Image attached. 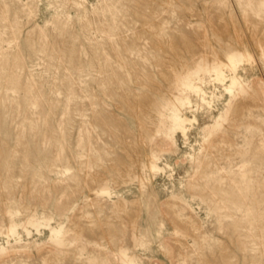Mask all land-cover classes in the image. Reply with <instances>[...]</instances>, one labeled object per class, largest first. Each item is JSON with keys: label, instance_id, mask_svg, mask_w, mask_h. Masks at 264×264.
Instances as JSON below:
<instances>
[{"label": "rangeland", "instance_id": "rangeland-1", "mask_svg": "<svg viewBox=\"0 0 264 264\" xmlns=\"http://www.w3.org/2000/svg\"><path fill=\"white\" fill-rule=\"evenodd\" d=\"M263 52L264 0H0V264H264Z\"/></svg>", "mask_w": 264, "mask_h": 264}, {"label": "bare ground", "instance_id": "bare-ground-1", "mask_svg": "<svg viewBox=\"0 0 264 264\" xmlns=\"http://www.w3.org/2000/svg\"><path fill=\"white\" fill-rule=\"evenodd\" d=\"M263 55H264V52H263ZM247 57L250 59L251 56L247 55ZM232 67H233L232 69L234 70V65H232ZM191 78H192V74L186 76L185 79H183L182 81L181 80H178L177 81L178 86L180 88L188 89L191 86ZM223 78H224V75L223 74H220V75L218 74L217 75L218 81H222ZM199 92L201 93L202 96L205 94L203 92V90H201V89H199Z\"/></svg>", "mask_w": 264, "mask_h": 264}]
</instances>
